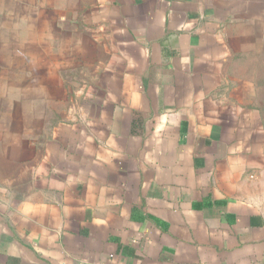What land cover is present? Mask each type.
<instances>
[{"label": "crops", "instance_id": "crops-1", "mask_svg": "<svg viewBox=\"0 0 264 264\" xmlns=\"http://www.w3.org/2000/svg\"><path fill=\"white\" fill-rule=\"evenodd\" d=\"M264 0H0V264H264Z\"/></svg>", "mask_w": 264, "mask_h": 264}, {"label": "rangeland", "instance_id": "rangeland-1", "mask_svg": "<svg viewBox=\"0 0 264 264\" xmlns=\"http://www.w3.org/2000/svg\"><path fill=\"white\" fill-rule=\"evenodd\" d=\"M256 71L258 74H264V55L259 56ZM257 82L259 83L257 89L260 87L264 90V78L258 79ZM256 97L258 99V106H260V117L264 120V92L262 91V93H258Z\"/></svg>", "mask_w": 264, "mask_h": 264}, {"label": "water", "instance_id": "water-1", "mask_svg": "<svg viewBox=\"0 0 264 264\" xmlns=\"http://www.w3.org/2000/svg\"><path fill=\"white\" fill-rule=\"evenodd\" d=\"M180 1H188V0H180Z\"/></svg>", "mask_w": 264, "mask_h": 264}]
</instances>
